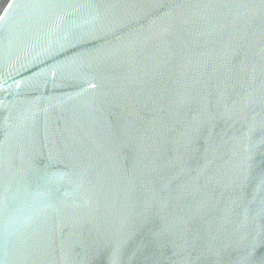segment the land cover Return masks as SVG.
<instances>
[{
    "label": "water",
    "instance_id": "1",
    "mask_svg": "<svg viewBox=\"0 0 264 264\" xmlns=\"http://www.w3.org/2000/svg\"><path fill=\"white\" fill-rule=\"evenodd\" d=\"M0 264H264V0H0Z\"/></svg>",
    "mask_w": 264,
    "mask_h": 264
}]
</instances>
